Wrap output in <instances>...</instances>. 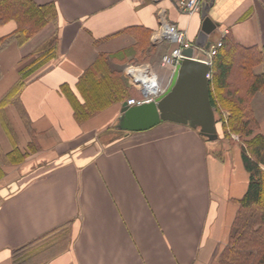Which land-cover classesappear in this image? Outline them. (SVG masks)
<instances>
[{
  "label": "crops",
  "instance_id": "0c3cea01",
  "mask_svg": "<svg viewBox=\"0 0 264 264\" xmlns=\"http://www.w3.org/2000/svg\"><path fill=\"white\" fill-rule=\"evenodd\" d=\"M33 1L54 4L58 17L0 51V100L54 33L55 57L25 79L15 101L0 106V154L13 142L27 154L2 166L0 264L19 257L22 264H220L249 184L240 144L220 136L221 143L207 144L198 130L172 122L101 140L126 101L78 122L61 91L83 102L77 83L100 55L135 91L133 99L142 98L149 76L166 90L174 71L161 59L174 44L161 38V28L174 24L194 43L202 12L187 17L173 0ZM207 15L217 25L210 45L227 35L245 49L264 47V0H214ZM15 29L14 21L0 25V37ZM251 106L264 136V94L257 92ZM60 241L40 263L22 257Z\"/></svg>",
  "mask_w": 264,
  "mask_h": 264
},
{
  "label": "trees",
  "instance_id": "16d2710c",
  "mask_svg": "<svg viewBox=\"0 0 264 264\" xmlns=\"http://www.w3.org/2000/svg\"><path fill=\"white\" fill-rule=\"evenodd\" d=\"M57 17V9L52 3L40 5L33 0H0V25L9 21L16 23L12 34L0 37V51L11 42L25 43L46 25L54 23ZM56 41L54 33L48 42L32 53L36 58L20 70V79L0 100V106L15 101L25 79L55 57ZM107 59V55L98 56L79 78L77 89L83 102L73 97L64 86L61 87L72 104L74 118L78 122L114 103L127 101V97L135 92L119 71L111 70ZM258 65H262L263 70L255 74L253 69ZM99 86H103L104 90L107 87L108 91L98 90ZM209 89L212 106L228 111L223 131L225 135L234 133L239 136L244 167L249 174L247 191L237 202L238 211L219 262L264 264V136L259 132L251 106L257 92L264 94V47L261 50L245 49L226 35L212 59ZM26 155L13 142L12 151L0 157L14 165L23 162ZM2 166L0 161V179L3 176ZM22 259H14V264H22Z\"/></svg>",
  "mask_w": 264,
  "mask_h": 264
},
{
  "label": "water",
  "instance_id": "95a60500",
  "mask_svg": "<svg viewBox=\"0 0 264 264\" xmlns=\"http://www.w3.org/2000/svg\"><path fill=\"white\" fill-rule=\"evenodd\" d=\"M213 1L202 2L203 21L194 42L196 47L208 49L210 46L207 36L217 27L207 15ZM195 51L194 47L182 51L184 57L176 66L169 87L155 101L135 106L123 102L116 124L118 130L126 133L145 132L163 122H172L198 130L207 144L219 143L207 77L211 66L195 58Z\"/></svg>",
  "mask_w": 264,
  "mask_h": 264
},
{
  "label": "built area",
  "instance_id": "2783aa9c",
  "mask_svg": "<svg viewBox=\"0 0 264 264\" xmlns=\"http://www.w3.org/2000/svg\"><path fill=\"white\" fill-rule=\"evenodd\" d=\"M173 2L180 13L186 15L187 17H191L196 13L201 12L203 0H173ZM161 38L174 44V47H172V49L161 59V66L171 67L173 71L184 57L182 54L184 49L190 47L196 48L199 55L194 57L211 66L213 57L217 53L218 48L222 46V41L220 40L211 44L208 49L196 47L188 38L187 31L177 28L174 24H166L161 28ZM207 77L210 80L211 71ZM140 85L143 94L142 98L138 100L133 98L127 100V104L129 106L155 101L157 97L165 92L164 89L159 87L153 76L146 77Z\"/></svg>",
  "mask_w": 264,
  "mask_h": 264
},
{
  "label": "rangeland",
  "instance_id": "374dc122",
  "mask_svg": "<svg viewBox=\"0 0 264 264\" xmlns=\"http://www.w3.org/2000/svg\"><path fill=\"white\" fill-rule=\"evenodd\" d=\"M97 89L100 90V91H102V92L105 91V90L108 91L107 90L108 88L106 87V89L104 90V87L103 86H99ZM133 96L134 95L128 96L127 97V100L131 99ZM213 109H214V113H215V119H216V127H217L218 137L220 136V139L224 140V142L227 139L229 141L231 140L234 143L240 144V138H239L238 135H236L234 133H229V135H225V133L223 131V123H225L226 120H227L228 111L216 109V107H213ZM115 126L116 125H114L110 129L106 130L102 134L98 135L99 136V139L101 138V140H108V139L114 138L118 134H120L121 132L119 131L120 133H118V130L115 128ZM219 141H220L219 143H221V140H219ZM0 156H1V154H0ZM0 161H1V165H3V167L4 166L13 165V164H10L9 162L3 160V158H1ZM14 165H16V164H14ZM3 177L4 176H2V178ZM23 181L24 180H22L21 182H19V180H18L17 182L12 183L11 187L8 186V188H15L17 185H20V183H22ZM2 192L3 191H1V193ZM50 244L51 243L43 244V245H40V246H38L36 248L35 247L34 248H31L27 252H25L22 257L26 258V257L35 255V258L37 259L36 261L38 263H40L44 259H46L47 257H49L50 255H52L53 253H56V251L58 249H60L63 246L64 243H63V241L62 242L60 241L59 243H55L53 246L50 245Z\"/></svg>",
  "mask_w": 264,
  "mask_h": 264
}]
</instances>
